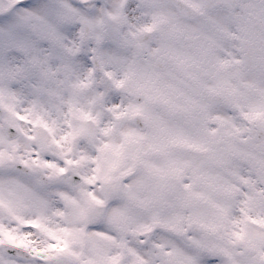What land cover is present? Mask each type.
I'll use <instances>...</instances> for the list:
<instances>
[{"label":"snow or ice","instance_id":"6c2138e0","mask_svg":"<svg viewBox=\"0 0 264 264\" xmlns=\"http://www.w3.org/2000/svg\"><path fill=\"white\" fill-rule=\"evenodd\" d=\"M0 264H264V0H0Z\"/></svg>","mask_w":264,"mask_h":264},{"label":"clouds","instance_id":"9594fccd","mask_svg":"<svg viewBox=\"0 0 264 264\" xmlns=\"http://www.w3.org/2000/svg\"><path fill=\"white\" fill-rule=\"evenodd\" d=\"M94 76H95V74H94Z\"/></svg>","mask_w":264,"mask_h":264}]
</instances>
